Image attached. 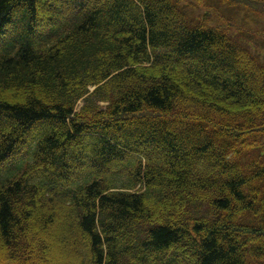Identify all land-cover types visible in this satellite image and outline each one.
<instances>
[{
  "label": "trees",
  "instance_id": "obj_1",
  "mask_svg": "<svg viewBox=\"0 0 264 264\" xmlns=\"http://www.w3.org/2000/svg\"><path fill=\"white\" fill-rule=\"evenodd\" d=\"M196 1L0 0V264H264V0Z\"/></svg>",
  "mask_w": 264,
  "mask_h": 264
},
{
  "label": "rangeland",
  "instance_id": "obj_2",
  "mask_svg": "<svg viewBox=\"0 0 264 264\" xmlns=\"http://www.w3.org/2000/svg\"><path fill=\"white\" fill-rule=\"evenodd\" d=\"M192 2L196 6L197 1L194 0ZM237 8H238L239 11H235V10L230 9V13H232V12L236 13V17L234 18V20L240 22V24L243 25L244 23L242 21V17L246 13L248 7L247 6H237ZM199 9L202 10V11H206V10H208V7L202 5V6L199 7ZM251 9L254 12L247 14L248 18L246 19L245 24H246L247 27H254L256 35L260 34V33H263L262 34V38L264 39V5H263V8H261V9H257V8H255V9L251 8ZM255 13H257V14H255ZM224 14L228 15L227 12H224ZM221 21L228 22L227 20H225L223 18H222ZM256 49H258L259 51L263 52V56H264V48L263 47L259 46ZM82 104H83V101H80L78 109L82 106Z\"/></svg>",
  "mask_w": 264,
  "mask_h": 264
}]
</instances>
